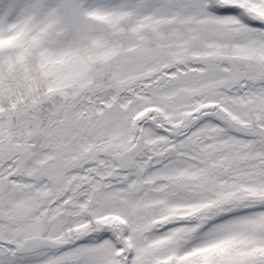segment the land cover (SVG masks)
<instances>
[{
  "label": "snow or ice",
  "instance_id": "snow-or-ice-1",
  "mask_svg": "<svg viewBox=\"0 0 264 264\" xmlns=\"http://www.w3.org/2000/svg\"><path fill=\"white\" fill-rule=\"evenodd\" d=\"M0 264H264V0H0Z\"/></svg>",
  "mask_w": 264,
  "mask_h": 264
}]
</instances>
